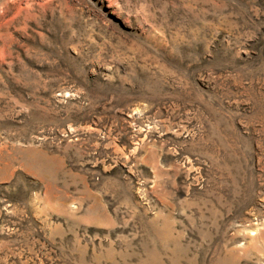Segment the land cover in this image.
I'll use <instances>...</instances> for the list:
<instances>
[{"label":"rangeland","instance_id":"obj_1","mask_svg":"<svg viewBox=\"0 0 264 264\" xmlns=\"http://www.w3.org/2000/svg\"><path fill=\"white\" fill-rule=\"evenodd\" d=\"M0 264H264V0H0Z\"/></svg>","mask_w":264,"mask_h":264}]
</instances>
